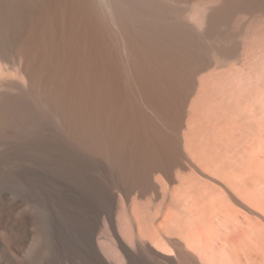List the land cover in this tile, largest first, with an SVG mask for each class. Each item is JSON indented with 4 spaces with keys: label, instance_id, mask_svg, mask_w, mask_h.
<instances>
[{
    "label": "bare ground",
    "instance_id": "bare-ground-1",
    "mask_svg": "<svg viewBox=\"0 0 264 264\" xmlns=\"http://www.w3.org/2000/svg\"><path fill=\"white\" fill-rule=\"evenodd\" d=\"M0 264H264V0H0Z\"/></svg>",
    "mask_w": 264,
    "mask_h": 264
},
{
    "label": "rangeland",
    "instance_id": "rangeland-1",
    "mask_svg": "<svg viewBox=\"0 0 264 264\" xmlns=\"http://www.w3.org/2000/svg\"><path fill=\"white\" fill-rule=\"evenodd\" d=\"M35 216H36L37 219L39 218V214H36Z\"/></svg>",
    "mask_w": 264,
    "mask_h": 264
}]
</instances>
